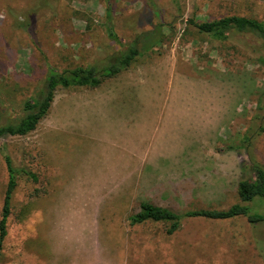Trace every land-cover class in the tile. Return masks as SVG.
Instances as JSON below:
<instances>
[{
    "label": "rangeland",
    "instance_id": "obj_1",
    "mask_svg": "<svg viewBox=\"0 0 264 264\" xmlns=\"http://www.w3.org/2000/svg\"><path fill=\"white\" fill-rule=\"evenodd\" d=\"M230 14L264 22V0H0L1 123L24 116L48 67L103 69L155 34L119 75L58 88L35 131L0 139V215L4 156L28 173L0 264H264V223L184 219L167 235L168 223L130 220L143 202L227 209L243 164L264 167L263 45L188 24ZM162 122L176 137H162Z\"/></svg>",
    "mask_w": 264,
    "mask_h": 264
},
{
    "label": "trees",
    "instance_id": "obj_2",
    "mask_svg": "<svg viewBox=\"0 0 264 264\" xmlns=\"http://www.w3.org/2000/svg\"><path fill=\"white\" fill-rule=\"evenodd\" d=\"M188 24L198 35L210 39L225 42L232 34L248 35L256 38L264 47V22L256 18L237 14L220 16L209 21H188ZM109 36L115 39L110 31ZM138 37L124 52L109 63V66L98 69L96 66H76L71 69L57 71L48 67L42 87L37 95L23 104L24 116L13 123L0 122V139L5 137H24L37 128L40 121L47 115L53 102L55 91L58 88H91L95 89L104 80L111 79L126 70L133 61L142 54L138 43H144L146 39H153L155 34L148 33ZM160 41L156 40L158 44ZM142 48V47H141ZM144 50V47L143 49ZM264 64V58H261ZM264 120V117H263ZM264 132V129H261ZM4 162L8 174L6 190L0 215V247L6 237V223L10 215V202L13 192L17 186V175L28 174L23 170L13 168L8 156H4ZM242 178L238 182V203L227 209H198L183 213H176L168 208L155 206L151 203L140 204L139 211L132 216V224H143L151 222H165L169 224L167 235H172L180 228L184 219H206L212 221H226L239 217L246 219L247 223L254 226L264 223V167L254 159L248 164H243Z\"/></svg>",
    "mask_w": 264,
    "mask_h": 264
},
{
    "label": "crops",
    "instance_id": "obj_3",
    "mask_svg": "<svg viewBox=\"0 0 264 264\" xmlns=\"http://www.w3.org/2000/svg\"><path fill=\"white\" fill-rule=\"evenodd\" d=\"M167 116V115H166ZM169 116H171V115H169ZM161 127H164V134L162 133V137H176L174 134L171 136V134H170V131H171V127H170V125L167 127L166 125H164V122H162L161 123V125H160ZM145 126H143V128H144ZM143 128H141L140 129V132L141 131H143ZM166 131H168L169 133H168V135H165V133H166ZM159 139H160V137H159ZM127 172H128V170H127V167H125L124 168V172H120V174H127Z\"/></svg>",
    "mask_w": 264,
    "mask_h": 264
}]
</instances>
